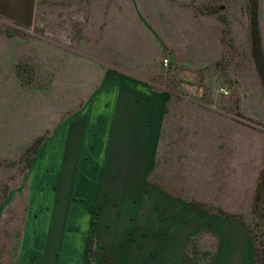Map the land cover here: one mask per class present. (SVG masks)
<instances>
[{
  "label": "crops",
  "instance_id": "0c3cea01",
  "mask_svg": "<svg viewBox=\"0 0 264 264\" xmlns=\"http://www.w3.org/2000/svg\"><path fill=\"white\" fill-rule=\"evenodd\" d=\"M111 2L105 0L97 37H82L83 47L64 60L71 95L91 91L50 137L55 158L64 161L60 190L67 195L54 204L49 232L40 230L33 244L26 237L15 264H256L250 215L264 138H250L249 126L215 101L204 103L202 88L197 98L158 89L162 46L138 15L131 26ZM35 6L0 0V15L31 24ZM138 6L145 18L161 17L155 0ZM159 6L167 18L184 16L177 5ZM201 61L191 60L195 69L182 76L197 80ZM193 241L207 247L202 261L190 254Z\"/></svg>",
  "mask_w": 264,
  "mask_h": 264
},
{
  "label": "rangeland",
  "instance_id": "374dc122",
  "mask_svg": "<svg viewBox=\"0 0 264 264\" xmlns=\"http://www.w3.org/2000/svg\"><path fill=\"white\" fill-rule=\"evenodd\" d=\"M138 1L113 0L108 8H121L122 18L128 21L138 15L162 46L156 87L185 89L190 98H197L194 91L202 88L205 94L198 98L204 103L215 101L235 121L249 126L250 138H264V88L251 52L249 0H155L161 17L153 14L147 18L141 14ZM165 3L172 9L177 5V13L184 16L167 18L159 6ZM104 4L105 0H36L34 21L25 25L0 15V264L16 263L26 237L33 244L39 240L40 230L49 232L48 218L58 212L54 204L67 195L60 190L64 161L55 158L50 137L73 110L82 107L91 91L71 95L65 84L64 60L66 54L71 56L83 47L82 37L88 43L97 37ZM259 5L264 47V0H259ZM153 10L149 12L155 13ZM166 19L179 25L169 27ZM164 26L178 30L164 32ZM128 34L122 35L126 38ZM191 60H205L197 80L182 76L184 70L195 69L189 64ZM221 88L228 93L221 95ZM202 124L203 136H207V120ZM252 130L259 136L252 135ZM38 140V149L29 151ZM68 195L82 201L76 190ZM254 196L255 191L253 202ZM263 204L262 218L253 210L250 215L254 216L250 227L255 242L261 241L262 247ZM202 244L190 242V254L200 261L207 249Z\"/></svg>",
  "mask_w": 264,
  "mask_h": 264
},
{
  "label": "trees",
  "instance_id": "16d2710c",
  "mask_svg": "<svg viewBox=\"0 0 264 264\" xmlns=\"http://www.w3.org/2000/svg\"><path fill=\"white\" fill-rule=\"evenodd\" d=\"M250 12V39H251V52L255 59L261 82L264 88V47L262 40V33L260 28V5L259 0H249ZM40 145V140L33 146L28 148L37 150ZM264 201V168L262 169L259 179L257 181L253 211L255 214L262 218L261 210ZM264 205V204H263ZM262 242H256V264H264V247L261 246Z\"/></svg>",
  "mask_w": 264,
  "mask_h": 264
},
{
  "label": "built area",
  "instance_id": "2783aa9c",
  "mask_svg": "<svg viewBox=\"0 0 264 264\" xmlns=\"http://www.w3.org/2000/svg\"><path fill=\"white\" fill-rule=\"evenodd\" d=\"M165 61V64L167 65V63H168V60L167 59H165L164 60ZM221 91L223 92V93H225V94H227L228 92L224 89V88H221ZM194 94H196L195 93V91H194Z\"/></svg>",
  "mask_w": 264,
  "mask_h": 264
}]
</instances>
